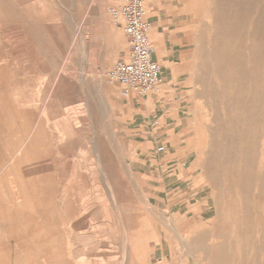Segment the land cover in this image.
I'll use <instances>...</instances> for the list:
<instances>
[{
	"label": "rangeland",
	"instance_id": "rangeland-1",
	"mask_svg": "<svg viewBox=\"0 0 264 264\" xmlns=\"http://www.w3.org/2000/svg\"><path fill=\"white\" fill-rule=\"evenodd\" d=\"M119 4L0 0V264H264V0H148L147 134Z\"/></svg>",
	"mask_w": 264,
	"mask_h": 264
},
{
	"label": "built area",
	"instance_id": "built-area-1",
	"mask_svg": "<svg viewBox=\"0 0 264 264\" xmlns=\"http://www.w3.org/2000/svg\"><path fill=\"white\" fill-rule=\"evenodd\" d=\"M147 2L120 0L119 6L109 10L113 23L120 26L128 38L127 57L116 61L107 72L110 81L120 84L124 97L157 94L164 83L162 66L154 59L153 23Z\"/></svg>",
	"mask_w": 264,
	"mask_h": 264
},
{
	"label": "crops",
	"instance_id": "crops-1",
	"mask_svg": "<svg viewBox=\"0 0 264 264\" xmlns=\"http://www.w3.org/2000/svg\"><path fill=\"white\" fill-rule=\"evenodd\" d=\"M120 27V26H118ZM121 28V27H120ZM122 29V28H121ZM153 31V30H152ZM125 34V33H124ZM126 36V35H125ZM151 36H152V33H151ZM127 38V36H126ZM152 39V38H151ZM153 43V42H152ZM127 44H128V38H127ZM154 46V44H153ZM156 48L154 47V50ZM163 49H164V46H161V47H158V51L163 53ZM128 51H129V45H128V49L126 51V53L123 55V57H121L120 59H124L127 57L128 55ZM155 55H156V51H154V59L156 60L155 58ZM157 61V60H156ZM162 66V65H161ZM162 76H163V79H164V83L166 82V78L164 76V73H163V69H162ZM170 83V81H169ZM150 95L148 96H145V97H139V96H131L132 99H138V102H135L133 100V107L132 108V102L131 101H127V105H129V107L131 109H134V112L138 114V116H140V120L142 122V124H140L141 126V131L144 132V134H147L146 131H148V133L150 132H154L155 130V125L157 122V120H154L152 121L149 116H161L159 114V108H160V105L156 104V103H152L151 100L152 98L149 97ZM131 97H124L126 99H131ZM144 124L146 125V127H144ZM147 129V130H146ZM169 166H167L168 168Z\"/></svg>",
	"mask_w": 264,
	"mask_h": 264
},
{
	"label": "bare ground",
	"instance_id": "bare-ground-1",
	"mask_svg": "<svg viewBox=\"0 0 264 264\" xmlns=\"http://www.w3.org/2000/svg\"><path fill=\"white\" fill-rule=\"evenodd\" d=\"M155 51H156V49H155ZM249 110L253 112V111H254V108H252V106L249 105ZM259 117H260V116H259ZM236 122H237V124L240 123L239 118H237ZM237 126H239V125H237ZM234 162H235V161H234ZM212 240H213V239H212ZM124 241H125V240H124Z\"/></svg>",
	"mask_w": 264,
	"mask_h": 264
}]
</instances>
